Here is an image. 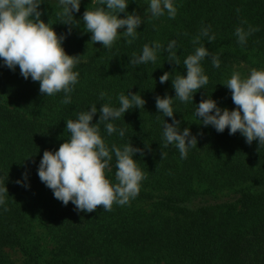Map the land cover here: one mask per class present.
<instances>
[{
  "label": "trees",
  "instance_id": "16d2710c",
  "mask_svg": "<svg viewBox=\"0 0 264 264\" xmlns=\"http://www.w3.org/2000/svg\"><path fill=\"white\" fill-rule=\"evenodd\" d=\"M174 3L175 19L167 14L149 19L148 14L131 45L121 37L105 49L83 29V13L100 5L81 0L73 25H65L57 0H45L41 19L58 36H66V54L80 56L71 104L61 103L63 92L41 94L39 82L25 80L18 66L12 71L0 65V181L8 191V210L0 206V264H18L5 249L21 251L20 264H264V146L257 141L249 145L239 132L203 127L193 115L196 105L209 97L222 109L233 105L231 92L222 85L233 71L246 76L253 68L264 69V0ZM147 8L146 0H129L127 12L144 17ZM208 25L216 38L208 42L202 37L201 44L219 56L221 65L213 68L206 57L201 64L208 84L194 93L193 103H173L181 130L190 128L197 136V147L181 159L174 146L164 147L162 122L172 118L158 112L155 98L175 97L172 80L186 75L183 60L199 46L192 40ZM249 26L259 31L241 46L235 29ZM171 40L177 42L179 65L167 61L163 50L154 64H129L144 44L158 41L166 48ZM164 72L170 73L169 81L161 84ZM101 91L107 93L104 100L99 99ZM129 92L139 93L146 103L114 121L126 128L125 137L108 136L102 123L100 133L109 146L131 142L144 150L134 156L146 175L138 196L123 206L114 203L111 211L97 206L91 213L77 212L71 202L64 206L37 175L43 152L58 150L69 138L65 121L75 119L76 112L95 104V124L108 97L118 107V95ZM161 152L166 153L163 160ZM111 164L105 176L115 184V158ZM22 173L30 187L15 183Z\"/></svg>",
  "mask_w": 264,
  "mask_h": 264
},
{
  "label": "clouds",
  "instance_id": "9594fccd",
  "mask_svg": "<svg viewBox=\"0 0 264 264\" xmlns=\"http://www.w3.org/2000/svg\"><path fill=\"white\" fill-rule=\"evenodd\" d=\"M45 0H0V65L15 71L17 66L20 75L28 80L39 82V91L46 96H54L63 92L62 104H71V94L79 83V72L74 71L80 62V56L66 54L62 44L65 35L58 36L41 16L40 6ZM100 6L83 13V29L91 33L93 44L99 42L105 49H110L114 42L121 37L128 45L138 38V27L145 22V17L157 19L167 14L169 19H175L177 8L174 0H146L148 8L144 17L135 10L127 12L129 0H92ZM81 0H57L58 15L62 24L73 25V13L80 11ZM239 11V10H237ZM124 13V18L120 14ZM246 21H242V24ZM211 26H202L200 33L192 40L194 52L183 60L186 75H177L172 80L175 97L157 96L155 105L163 117L172 118L168 123L162 122V138L164 147L174 146L181 159H186L188 151L197 147V136L190 128L181 130L180 121L175 119L173 103H193V96L199 89L205 88L209 77L205 74L201 62L211 58L213 68H220L221 61L218 55L212 54L201 44V38L207 37L208 42L215 40V34H209ZM259 28L249 26L247 30L236 27L234 35L241 46ZM69 35L71 30H69ZM176 40H171L165 48L160 42L153 41L152 45L144 44L141 53H133L129 64L138 66L155 63L158 53L167 52V61L179 65ZM169 72L160 76L159 82L169 81ZM222 85L231 92V99L236 106L234 109L221 108L217 101L202 99L195 107L193 115L203 127L211 126L217 133L228 130L229 135L237 132L251 145L257 141L264 146V69H251L246 76L239 71H233ZM107 93L101 91L99 99L104 100ZM109 102L99 108V119L93 124V118L98 109L95 104L87 111L75 113V119H67L66 130L69 138L62 143L58 150L43 152L40 159L37 175L40 181L53 192L56 200L67 206L74 205L77 212L91 213L97 206H103L104 211H111L113 204L126 205L135 199L141 188V182L146 179L145 173L138 167L134 159L137 153L144 154V150L133 147L131 142L118 146L113 143L109 146L100 133V124L108 136L113 134L120 138L125 137L126 128L117 127L114 121L119 120L133 108H143L146 101L139 93H120L117 97L119 106ZM198 135H202L199 133ZM147 146V145H146ZM166 153L161 152L162 160ZM115 158V180L111 183L105 176V170L111 169V162ZM22 180L15 183L23 187H30L25 181L27 173H22ZM8 191L0 181V206L6 205ZM7 211V207H3Z\"/></svg>",
  "mask_w": 264,
  "mask_h": 264
},
{
  "label": "rangeland",
  "instance_id": "374dc122",
  "mask_svg": "<svg viewBox=\"0 0 264 264\" xmlns=\"http://www.w3.org/2000/svg\"><path fill=\"white\" fill-rule=\"evenodd\" d=\"M235 107L236 106L233 104L232 106L228 107L227 109L232 110ZM5 253H7L9 255V257L14 259L16 261V263H18V264H20L24 258L21 251H19L18 249H5Z\"/></svg>",
  "mask_w": 264,
  "mask_h": 264
}]
</instances>
